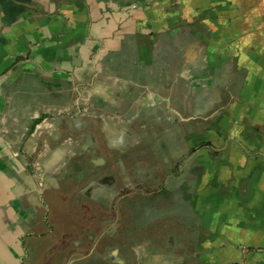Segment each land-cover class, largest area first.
Here are the masks:
<instances>
[{
    "label": "crops",
    "instance_id": "crops-1",
    "mask_svg": "<svg viewBox=\"0 0 264 264\" xmlns=\"http://www.w3.org/2000/svg\"><path fill=\"white\" fill-rule=\"evenodd\" d=\"M215 1L0 0V264H182L241 211L258 45Z\"/></svg>",
    "mask_w": 264,
    "mask_h": 264
},
{
    "label": "rangeland",
    "instance_id": "rangeland-1",
    "mask_svg": "<svg viewBox=\"0 0 264 264\" xmlns=\"http://www.w3.org/2000/svg\"><path fill=\"white\" fill-rule=\"evenodd\" d=\"M231 1V5L228 0H216L215 4L221 10H231L230 15L236 17V20L240 18L242 29L246 34H252L251 50L255 49L253 45H258V185L254 186L252 194L246 196L232 192L231 203L239 205L237 208L241 211L231 213L232 220L229 224H223L219 219L222 213L217 212L214 224L209 221L208 228L200 227L197 235L192 237L193 242L184 244L178 252L184 257L182 264H264V0ZM245 4L247 19L243 18ZM216 149L219 160H224L222 157L224 153V155L230 153L229 149L222 148L220 142L216 144ZM227 168L221 164L215 170L222 172ZM244 174L246 173H242ZM247 181L254 184V181ZM209 183L213 191L217 189L218 184L224 191L233 187V181L230 180H213L211 177ZM220 201L221 197L216 195L214 197L216 207L220 205ZM254 203H258V214L249 208Z\"/></svg>",
    "mask_w": 264,
    "mask_h": 264
}]
</instances>
